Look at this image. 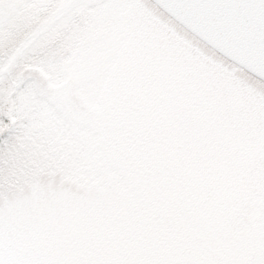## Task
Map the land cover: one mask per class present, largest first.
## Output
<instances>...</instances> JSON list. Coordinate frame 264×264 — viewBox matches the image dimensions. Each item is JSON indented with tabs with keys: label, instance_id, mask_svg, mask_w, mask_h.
Segmentation results:
<instances>
[{
	"label": "rangeland",
	"instance_id": "rangeland-1",
	"mask_svg": "<svg viewBox=\"0 0 264 264\" xmlns=\"http://www.w3.org/2000/svg\"><path fill=\"white\" fill-rule=\"evenodd\" d=\"M39 5L19 43L0 42V122L51 100L85 142L84 171L49 164L0 192V258L220 259L264 235L261 81L160 9ZM27 15L0 3V33Z\"/></svg>",
	"mask_w": 264,
	"mask_h": 264
},
{
	"label": "trees",
	"instance_id": "trees-1",
	"mask_svg": "<svg viewBox=\"0 0 264 264\" xmlns=\"http://www.w3.org/2000/svg\"><path fill=\"white\" fill-rule=\"evenodd\" d=\"M47 4L51 7L50 3ZM33 8H36V5H25V11L28 15L11 22L15 28L10 27L11 23L3 27L0 33V42L3 45L8 42L6 44L13 46L14 40L19 43L28 34L29 25L35 16L31 15ZM2 52L3 49L0 47V54ZM8 100V105H11L12 108L16 103L15 95L10 93ZM29 114L27 117L30 120L26 119L24 122L17 123L15 121L17 114L6 112L2 118L3 124L0 122V126L4 127L3 130L0 127V134L5 133V127L9 131L11 128L15 129L11 137L3 142L2 156H0V186H2V191L33 182L37 174L49 164L63 165L66 167L67 173L84 171L82 154L86 150L85 142L71 133V127L63 119L61 111L53 102L47 99L43 105L32 108ZM13 141L15 146L11 144ZM60 151L63 152L64 156L59 153Z\"/></svg>",
	"mask_w": 264,
	"mask_h": 264
},
{
	"label": "water",
	"instance_id": "water-1",
	"mask_svg": "<svg viewBox=\"0 0 264 264\" xmlns=\"http://www.w3.org/2000/svg\"><path fill=\"white\" fill-rule=\"evenodd\" d=\"M164 11L228 59L264 75V33L243 6L175 4Z\"/></svg>",
	"mask_w": 264,
	"mask_h": 264
},
{
	"label": "snow or ice",
	"instance_id": "snow-or-ice-1",
	"mask_svg": "<svg viewBox=\"0 0 264 264\" xmlns=\"http://www.w3.org/2000/svg\"><path fill=\"white\" fill-rule=\"evenodd\" d=\"M5 0H0V3ZM13 5H39L55 2V0H6ZM126 6L144 9H160L167 10L170 5L175 4H224V5H241L247 11L253 13L257 17V29L260 33H264V0H121ZM2 28V21H0ZM255 80L261 81L264 85V75L252 73ZM264 99V98H261ZM15 132L11 129L9 132L0 134V156H2L3 142L9 139ZM2 192V186H0ZM0 264H6L5 260L0 258ZM101 264H264V235H257L252 241L241 246L234 253L229 254L225 258L207 259V258H173V259H140V260H109L101 262Z\"/></svg>",
	"mask_w": 264,
	"mask_h": 264
},
{
	"label": "flooded vegetation",
	"instance_id": "flooded-vegetation-1",
	"mask_svg": "<svg viewBox=\"0 0 264 264\" xmlns=\"http://www.w3.org/2000/svg\"><path fill=\"white\" fill-rule=\"evenodd\" d=\"M168 15V14H167ZM169 16V15H168ZM173 19V18H172ZM174 20V19H173ZM175 21V20H174ZM176 22V21H175ZM177 23V22H176ZM179 24V23H178ZM182 28H184L186 31H188L189 33H191L189 30H187L185 27H183L181 24H179ZM192 34V33H191ZM193 36H195L194 34H192ZM196 38H198L197 36H195ZM199 39V38H198ZM200 41H202L201 39H199ZM203 42V41H202ZM204 44H206L205 42H203ZM208 45V44H206ZM209 46V45H208ZM210 47V46H209ZM211 49H213L212 47H210ZM215 52H217L215 49H213ZM218 54H220L219 52H217ZM221 56H223L222 54H220ZM226 58V57H225ZM227 60H229L228 58H226ZM230 62H232L231 60H229ZM236 67L242 69L243 71L247 72L248 74H250V72H248L247 70H245L244 68L238 66L237 64H235L234 62H232Z\"/></svg>",
	"mask_w": 264,
	"mask_h": 264
}]
</instances>
